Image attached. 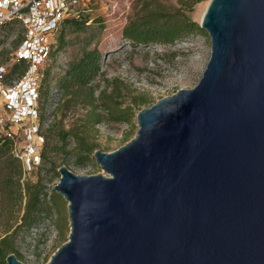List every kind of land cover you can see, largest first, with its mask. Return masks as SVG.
Listing matches in <instances>:
<instances>
[{"label": "water", "instance_id": "1", "mask_svg": "<svg viewBox=\"0 0 264 264\" xmlns=\"http://www.w3.org/2000/svg\"><path fill=\"white\" fill-rule=\"evenodd\" d=\"M198 25L197 85L95 151L103 174L57 170L70 232L46 264H264V0H209Z\"/></svg>", "mask_w": 264, "mask_h": 264}, {"label": "trees", "instance_id": "2", "mask_svg": "<svg viewBox=\"0 0 264 264\" xmlns=\"http://www.w3.org/2000/svg\"><path fill=\"white\" fill-rule=\"evenodd\" d=\"M203 1L205 0H179L181 8L170 9L158 0H137L141 7L124 26L123 42L131 49L157 44L172 45L203 33L190 17L194 7ZM84 14L69 18L61 24L62 34L58 38V51L66 45L65 29H68L70 33L78 34L80 53L70 60L65 68L56 71L53 83L49 79L50 74L43 73L38 99L41 126L50 116L47 110L52 104V91L56 90L61 99L65 100L63 107H69V104L73 103L85 111L78 119L80 130L76 126L68 131L60 130L56 138L47 136L54 131L57 124L53 111V121L45 128L44 135L42 134L44 145L35 182L30 178H23L26 175L21 160L14 154V141L4 132L0 133V264H6L5 259L9 254H15L17 238L43 220L52 217L58 231L55 215L62 208L63 201L54 191H51L49 198L45 196L49 176L56 175L51 155L62 154L63 157L71 158L75 167L83 166L92 159L96 151L89 130H93V136H96V129L100 124H128L138 107L148 103L144 94L135 95V89H130L123 81L116 79L103 80V88L96 91L97 86L91 82L102 74L106 54L99 50L98 45L104 28L99 19L88 24L90 20ZM6 27L20 29L14 21L6 23L0 30ZM21 40L22 36L19 45ZM91 45L93 47H90ZM24 63H13L11 57L9 64L12 68L6 75V82L21 78L25 74L27 67ZM127 99L129 103L125 106ZM60 108L61 103L58 109ZM3 129L8 131L9 124H5ZM52 140L56 144L50 147ZM70 142L73 148L68 150Z\"/></svg>", "mask_w": 264, "mask_h": 264}, {"label": "rangeland", "instance_id": "3", "mask_svg": "<svg viewBox=\"0 0 264 264\" xmlns=\"http://www.w3.org/2000/svg\"><path fill=\"white\" fill-rule=\"evenodd\" d=\"M158 1L166 8H181L179 0ZM208 2L209 0H205L197 4L190 14L191 19L197 24H199L200 16ZM140 7L137 0H96L84 12V15H87L90 20L88 24L91 21L99 19L104 28L100 34L98 45L99 50L103 54H106L102 64V74L91 82L94 86H97L98 89L96 91L103 88V80L116 79L123 81L130 89H135V95L144 94L148 98V103L138 107L135 112L136 114L128 124H100L96 129L98 132L96 136H93V130H89L93 140L91 142L96 146V151L112 153L129 142L137 132V113L149 108L160 99L176 93L180 89L194 88L199 82L209 60L210 41L206 32L203 30V33L197 34V36L177 41L172 45L157 44L134 49L127 46L123 42L122 31L128 20L139 11ZM61 34L62 27L59 28L55 35L49 38V54L40 70V78H38L37 85L38 94L43 73L48 72L50 74L49 79L53 83V77L56 75V71L65 68L67 63L80 53L81 46L77 37L78 34L70 33L68 29H65L66 45L62 50L58 51V38ZM20 38L19 28L6 27L0 30V66H8V72L12 68L9 64L10 59L19 47ZM90 47H93V45ZM24 64L28 68V64ZM128 100L125 101V106L129 103ZM51 101L52 104L49 110H47V114L48 111L51 112L50 116H48L50 122H52L53 111H55L57 124L54 131L51 134H47V136L51 135L52 138H56L55 136L60 130L68 131L74 129L76 126L80 130L78 127V119L82 117L85 111L79 106L76 107L73 103H70L69 107H63L65 100L61 99L60 93H57L56 90L52 91ZM60 103L61 108L58 109ZM38 107L39 105H37ZM6 115L7 118L10 117V113H6ZM38 124L37 120H32L28 116V113L22 116L20 123H13L11 130L19 136V145L21 148L24 145V131L32 125L37 127ZM45 128L41 130V134L43 135ZM49 144L52 147L56 143L52 140ZM72 148L73 144L70 142L68 144V150ZM51 156L56 167V175L49 176L50 184L53 181H57L59 178L57 170L62 166L67 167L72 173L78 176L103 174L102 170L95 164L93 155L89 162L79 167H75L72 164V159L63 157L62 154H53ZM35 174L36 172L31 174L33 182H35ZM61 199L63 201L62 208L55 215L58 233L53 247L42 261H23L24 264H46L56 250L67 242L70 232L67 203L62 197Z\"/></svg>", "mask_w": 264, "mask_h": 264}, {"label": "built area", "instance_id": "4", "mask_svg": "<svg viewBox=\"0 0 264 264\" xmlns=\"http://www.w3.org/2000/svg\"><path fill=\"white\" fill-rule=\"evenodd\" d=\"M94 1L96 0H0V28L14 21L18 23L22 32L21 44L13 54L12 62L28 64L25 74L10 82H6L8 66H0V133L4 132L14 141V154L23 164L25 179L33 178L30 174L36 172L41 164L44 143L41 130L50 122L48 118L49 121L40 125L37 108L38 78L48 58L49 38L55 35L65 20L79 17V14L86 12ZM6 113H10L9 118ZM27 113L39 124L37 127L32 125L24 131V145L21 148L20 138L11 130V126L13 123H20L22 116ZM5 124H9L8 131L3 129ZM57 183L58 179L46 184V197L49 198ZM57 233L52 217L43 220L17 238L16 257L21 262L42 261L53 247Z\"/></svg>", "mask_w": 264, "mask_h": 264}, {"label": "bare ground", "instance_id": "5", "mask_svg": "<svg viewBox=\"0 0 264 264\" xmlns=\"http://www.w3.org/2000/svg\"><path fill=\"white\" fill-rule=\"evenodd\" d=\"M207 5H208V3H207ZM207 5H206V7H207ZM206 7L204 8L203 13H202L201 16H200L199 22L201 21V19H202V17H203V14H204V12H205Z\"/></svg>", "mask_w": 264, "mask_h": 264}]
</instances>
